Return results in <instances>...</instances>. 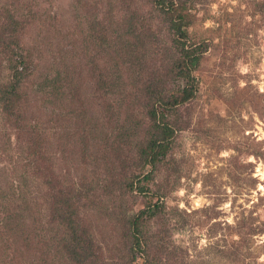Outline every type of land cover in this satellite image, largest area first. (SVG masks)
<instances>
[{
    "label": "rangeland",
    "instance_id": "374dc122",
    "mask_svg": "<svg viewBox=\"0 0 264 264\" xmlns=\"http://www.w3.org/2000/svg\"><path fill=\"white\" fill-rule=\"evenodd\" d=\"M185 12L179 37L154 0H0V94L17 86L0 99V264H80L76 229L81 264H231L213 246L246 218L242 264H264V0ZM153 106L175 130L156 164L141 156ZM149 204L145 253L128 218Z\"/></svg>",
    "mask_w": 264,
    "mask_h": 264
},
{
    "label": "trees",
    "instance_id": "16d2710c",
    "mask_svg": "<svg viewBox=\"0 0 264 264\" xmlns=\"http://www.w3.org/2000/svg\"><path fill=\"white\" fill-rule=\"evenodd\" d=\"M157 1V3H160V5L163 6V9L165 12L168 13L169 21L171 24V27L175 31V33L179 37L184 36V26L188 24L187 15L186 12L182 13L185 9L186 0H179L180 3H175L173 0H154ZM182 11V12H181ZM13 31V30H12ZM11 31V34H13ZM177 40V39H176ZM11 42H15V40H11ZM17 42V41H16ZM179 44H181L182 50L185 51L186 55H191L194 53V49L191 51V49L185 50V45L183 41L180 39L177 40ZM10 53V67L14 68L16 72H20L18 69L19 66H22L23 71L25 68V58L26 56L22 55L21 53H17L15 50L11 49L9 51ZM17 55L16 57H14ZM28 57V56H27ZM13 78H15L13 76ZM54 79L49 78L48 76H45L43 81L39 83V86L42 88H55L54 86ZM15 85V84H14ZM13 84H8L3 87L5 89V92H2V95L0 94V99L6 102L5 106L8 104H12L16 101L15 97L16 95L12 93V90L17 88V86H14ZM17 85V83H16ZM10 95H9V94ZM189 92L185 91L182 97H175L173 96L171 98H162L159 102L160 104H163L167 108H171L175 106L176 104L181 103L182 101H185L189 98ZM154 97V96H153ZM9 99V102H8ZM158 110L156 107H152L149 111V115L152 122V129L154 130V134L151 135V137L148 139L147 144L143 147L141 151V156L144 162L156 164L160 159L166 154L167 149L169 148L170 140L175 132L174 128L164 120V112H160L161 119L158 116ZM149 174L145 176V178H148ZM139 183L137 185V191L143 192L145 191L144 187H142ZM131 188H133V183H131ZM154 206V207H153ZM151 206L150 204L145 208L142 209L138 214L131 216L128 218L129 226L131 234L133 235L131 240V249H138L141 251H144L146 253V241L142 239L141 237V221L144 217H150L154 214V212L157 210L158 205L154 204ZM68 215V214H67ZM70 216V215H69ZM69 216H64L63 220L65 218H68ZM70 219V218H69ZM68 219V220H69ZM238 227H239V239L233 240L232 243L229 245L227 242H225L223 245H219L218 243L215 244L214 251L215 254L219 255V259H222V261H231V264H242L244 259H248L249 254H251V244H252V231H255V228L252 225V220L249 218L242 219L238 221ZM79 230L76 229L75 231H71L70 235L71 238L69 239L70 243L64 244V247L70 253L73 258L78 262L82 263L84 261V258L86 256V249L85 247V241L86 239L82 235V233L78 234ZM261 233L264 232L263 229L260 230ZM71 241H74L75 244L72 245ZM264 241V240H263ZM223 247V248H222Z\"/></svg>",
    "mask_w": 264,
    "mask_h": 264
},
{
    "label": "clouds",
    "instance_id": "9594fccd",
    "mask_svg": "<svg viewBox=\"0 0 264 264\" xmlns=\"http://www.w3.org/2000/svg\"><path fill=\"white\" fill-rule=\"evenodd\" d=\"M179 195H183V191H181L180 193H178ZM261 259H264V257H261Z\"/></svg>",
    "mask_w": 264,
    "mask_h": 264
}]
</instances>
